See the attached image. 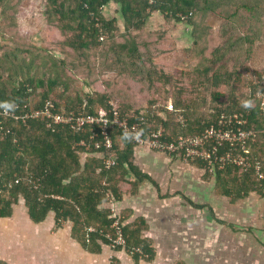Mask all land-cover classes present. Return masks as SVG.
Listing matches in <instances>:
<instances>
[{
	"label": "trees",
	"instance_id": "obj_1",
	"mask_svg": "<svg viewBox=\"0 0 264 264\" xmlns=\"http://www.w3.org/2000/svg\"><path fill=\"white\" fill-rule=\"evenodd\" d=\"M22 1L0 0V217L11 216L21 200L32 221L51 215L55 228L70 222L71 237L85 250L100 252L104 245L111 247L106 234L115 236V205L124 245L111 248L131 254L136 264L140 257L152 259L145 219H130V210L118 206L136 191L137 181L148 177L133 165L131 137L112 125L108 133L114 143L106 148L98 125L47 126V117L29 114L47 100L52 111L91 113L113 101L120 117L129 122L143 117L142 130L160 128L161 139L175 143L217 128L222 113L241 112L244 127L262 128L264 112L255 93L264 91V66L254 69L250 61L263 37L264 0H45L43 46L19 28ZM111 2L114 14L106 16ZM154 12L191 26L187 63L170 66L158 60L168 51L169 30L146 27ZM211 15L219 21L214 36ZM108 74L121 80L112 81ZM73 80L83 86L69 94ZM212 144L205 140L196 148L205 153ZM254 145L249 155L257 157L264 138ZM171 154L197 164L232 200L250 192L264 196L253 170L219 167L217 161L209 170L203 156L183 160ZM108 157L114 164L107 165ZM130 173L137 181L128 178ZM136 247L142 256L133 251Z\"/></svg>",
	"mask_w": 264,
	"mask_h": 264
},
{
	"label": "crops",
	"instance_id": "obj_2",
	"mask_svg": "<svg viewBox=\"0 0 264 264\" xmlns=\"http://www.w3.org/2000/svg\"><path fill=\"white\" fill-rule=\"evenodd\" d=\"M132 162L148 177L137 181L130 173L136 191L118 206L130 210V219H145L154 252L137 264H264V196L250 192L232 200L197 164L145 145L134 146ZM12 215L0 217L5 264H136L131 254L106 245L85 250L71 237L70 222L55 228L53 219L34 222L27 212L26 219H8Z\"/></svg>",
	"mask_w": 264,
	"mask_h": 264
},
{
	"label": "built area",
	"instance_id": "obj_3",
	"mask_svg": "<svg viewBox=\"0 0 264 264\" xmlns=\"http://www.w3.org/2000/svg\"><path fill=\"white\" fill-rule=\"evenodd\" d=\"M255 96L258 102V108L264 112V91H258L255 93ZM52 107L53 103L47 100L42 108L33 110L29 116L38 117L39 115H44L49 119L47 126L50 124H60L69 126L72 129H81L86 125H98L102 145L106 148H111L114 143V139H112L108 133V129L113 125L128 134L131 140L137 145H147L152 149L169 154L177 152L181 154L183 160L196 155L203 156L209 161V170H212V161L219 162V167H223L224 165H235L242 167L244 170H253L256 183L264 189V150L262 151L263 153L257 157L249 155L255 150V141L264 138V127L259 129L244 127L246 118L241 112L234 111L222 113L218 117L217 128L211 127L205 130L203 135L194 138L180 137L177 143H175L161 139L162 130L160 128L142 130V124L145 120L143 117L138 118L134 122H129L126 118L120 117L116 106L112 102L108 107L97 106L92 113L83 110L52 111ZM205 140H210L213 144L211 148L204 153L197 150L196 146L202 145ZM80 144L84 145L86 148L88 147L83 141H81ZM224 148V153L219 156H214L213 158L211 157L217 150ZM181 149L184 151H180ZM105 161L107 165L114 164V161L110 157ZM111 212L114 217L111 226L115 236L106 234V237L109 239V245L111 247L124 245V236L120 226L121 213L115 205L111 206ZM133 251L138 252L140 256H142L140 248H133Z\"/></svg>",
	"mask_w": 264,
	"mask_h": 264
},
{
	"label": "rangeland",
	"instance_id": "obj_4",
	"mask_svg": "<svg viewBox=\"0 0 264 264\" xmlns=\"http://www.w3.org/2000/svg\"><path fill=\"white\" fill-rule=\"evenodd\" d=\"M45 0H23L20 4V12H19V28L22 33H25L28 37H31L32 40L38 45H45L47 42V29L45 26V18L42 13V6ZM114 6L115 4L110 3V5L104 8V13L106 16H110L114 14ZM157 13V14H155ZM154 15L152 18L149 17L146 22V27L150 29H159L162 27L165 30H169L167 33V45L165 48L168 49L166 53L159 56L158 60L165 65H182L189 61V46L191 45V37L189 36V30L191 29L190 25H185L184 23H175L172 20L167 21L163 15L158 12L152 13ZM208 21L212 24L211 34L214 36L218 20L211 15L208 18ZM121 24V21H119ZM215 38V37H214ZM7 41V40H6ZM165 41V42H166ZM10 44L9 42H7ZM58 51V50H56ZM38 63V61H36ZM250 65L253 66L254 69H260L264 66V31L263 37L260 44L256 47L254 57L250 61ZM36 73L40 75L41 70H36ZM47 72V70H46ZM251 72H247L248 75ZM111 77V74H108ZM107 74L104 75L106 77ZM249 77V75L247 76ZM112 81H120L121 78L115 77L112 75ZM82 82L73 80L70 82V88H68L67 92L69 94L75 93V91H80L82 88ZM196 199H194L195 201ZM196 202H199L196 201ZM217 211V208H214ZM248 209V206L245 202L241 204V211L244 212ZM218 215V214H217ZM26 219V210L20 200L17 205H14V211L12 218L8 219ZM46 219H52V216L49 215Z\"/></svg>",
	"mask_w": 264,
	"mask_h": 264
},
{
	"label": "clouds",
	"instance_id": "obj_5",
	"mask_svg": "<svg viewBox=\"0 0 264 264\" xmlns=\"http://www.w3.org/2000/svg\"><path fill=\"white\" fill-rule=\"evenodd\" d=\"M111 102L116 106L115 102H113V101H110L109 104H110ZM116 108H117V107H116ZM136 145H137V144H136ZM145 146H147V145H145ZM147 147H148V146H147ZM149 148H150V147H149ZM151 149H152V148H151ZM154 150H155V149H154Z\"/></svg>",
	"mask_w": 264,
	"mask_h": 264
}]
</instances>
